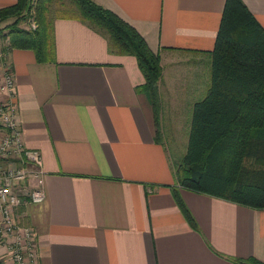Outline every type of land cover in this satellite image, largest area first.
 <instances>
[{"label": "crops", "instance_id": "obj_1", "mask_svg": "<svg viewBox=\"0 0 264 264\" xmlns=\"http://www.w3.org/2000/svg\"><path fill=\"white\" fill-rule=\"evenodd\" d=\"M94 1L158 53L161 133L164 121L171 134L189 128L226 0ZM15 2L0 0V8ZM242 2L264 29V0ZM51 18L53 61L9 50L24 143L40 151L44 171V200L16 211L17 223L36 232L35 264L264 263V208L176 185L152 107L137 90L144 78L136 59L111 52L106 35L78 18Z\"/></svg>", "mask_w": 264, "mask_h": 264}, {"label": "trees", "instance_id": "obj_2", "mask_svg": "<svg viewBox=\"0 0 264 264\" xmlns=\"http://www.w3.org/2000/svg\"><path fill=\"white\" fill-rule=\"evenodd\" d=\"M52 4L59 5L56 16L90 24L106 35L111 52L136 59L144 78L137 90L152 107L155 140L161 142L159 55L132 26L94 0H16L0 8V22L11 20L6 32L0 30L1 43L31 49L38 62L53 61ZM29 17L36 27H20ZM172 170L182 189L264 208V29L242 0L225 1L205 94L193 104L186 149ZM172 192L185 219L196 228L179 190L173 187ZM235 261L264 264L255 258Z\"/></svg>", "mask_w": 264, "mask_h": 264}, {"label": "built area", "instance_id": "obj_3", "mask_svg": "<svg viewBox=\"0 0 264 264\" xmlns=\"http://www.w3.org/2000/svg\"><path fill=\"white\" fill-rule=\"evenodd\" d=\"M29 26L36 27L30 20ZM8 43L0 41V247L11 264H35L36 232L16 221V211L24 203H39L45 198L44 171L39 150L24 143L18 110L14 101L15 75Z\"/></svg>", "mask_w": 264, "mask_h": 264}, {"label": "rangeland", "instance_id": "obj_4", "mask_svg": "<svg viewBox=\"0 0 264 264\" xmlns=\"http://www.w3.org/2000/svg\"><path fill=\"white\" fill-rule=\"evenodd\" d=\"M36 1L37 0H32V3H36ZM58 6H59L58 4H52V6H51V11H52L51 16H55L56 14H58V12H60V11L57 10ZM31 18L32 17H29L26 21H21L19 23V26L22 27V28H26V29H32V26L31 27L29 26ZM9 22H11L10 19L8 21H5V22H0V30L2 32H6L7 31V29L5 28V25H7V23H9ZM1 37L2 36H0V41L2 40ZM196 97L199 98L198 95ZM184 112H185L184 116L186 117V115H188V113L186 114V110H184ZM183 120L184 119H181V122L185 123V121H183ZM163 124H164V128L162 129L163 130L162 138H163V141H165V143H166L168 151H169V153L171 155V159L173 160L174 163H176L181 158V156L184 154V152H185L186 145H187L188 129L189 128H188V126H186L185 128H183L181 126V130L179 132L171 134V133H169V131H170L169 126H171V125H169L165 121L162 122V125ZM1 262H2V260H1Z\"/></svg>", "mask_w": 264, "mask_h": 264}, {"label": "water", "instance_id": "obj_5", "mask_svg": "<svg viewBox=\"0 0 264 264\" xmlns=\"http://www.w3.org/2000/svg\"><path fill=\"white\" fill-rule=\"evenodd\" d=\"M0 264H2L1 259H0Z\"/></svg>", "mask_w": 264, "mask_h": 264}]
</instances>
